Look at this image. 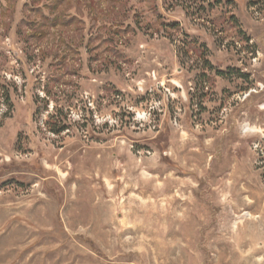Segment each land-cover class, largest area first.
Instances as JSON below:
<instances>
[{"label":"rangeland","instance_id":"obj_1","mask_svg":"<svg viewBox=\"0 0 264 264\" xmlns=\"http://www.w3.org/2000/svg\"><path fill=\"white\" fill-rule=\"evenodd\" d=\"M0 264H264V0H0Z\"/></svg>","mask_w":264,"mask_h":264},{"label":"trees","instance_id":"obj_2","mask_svg":"<svg viewBox=\"0 0 264 264\" xmlns=\"http://www.w3.org/2000/svg\"><path fill=\"white\" fill-rule=\"evenodd\" d=\"M58 18V16L57 17H55L54 19L56 20ZM62 23H63V27L64 26H67L68 24L66 23V18L64 17V16H62ZM73 18H71V20H72ZM56 23V21H53V22H51V25L53 24V25H56L55 24ZM171 26H174V27H178V23H176V22H172L171 24H170ZM55 79H57V78H53V80H52V82H59V80H55ZM48 94L50 95L51 94V90L48 88ZM65 130V127L63 126V127H61V128H59V129H54L53 131L55 132V133H61V132H63Z\"/></svg>","mask_w":264,"mask_h":264}]
</instances>
